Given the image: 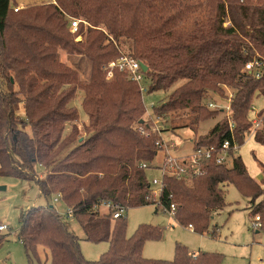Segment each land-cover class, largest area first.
Instances as JSON below:
<instances>
[{
	"label": "trees",
	"instance_id": "obj_1",
	"mask_svg": "<svg viewBox=\"0 0 264 264\" xmlns=\"http://www.w3.org/2000/svg\"><path fill=\"white\" fill-rule=\"evenodd\" d=\"M236 1L52 0L15 11L17 0H0V174L35 181L47 199L29 209L19 230L30 263L39 248L46 249L51 264H208L217 256L194 254L178 244L174 260H149L143 256L144 244L162 231L141 225L128 237L126 215L114 219L112 208L102 213L106 203L125 211L155 204L148 171L137 161H153L158 150L156 134L147 138L135 127L146 107L140 86L130 78L131 87L126 86L119 68L110 78L108 73L124 45L129 56L148 66L149 91H168L185 81L153 112L190 115L184 126L193 130L221 112L208 108L205 96H226V88H232L234 130L226 116L198 138L197 146H221L227 140L242 146L253 132L264 145V108L256 116L258 128L250 116L254 96L264 97V68L260 78L245 70L255 54L264 62V0H245L238 7ZM73 17L84 18L88 26L81 23L73 33ZM228 18L231 24L225 25ZM60 50L90 61L88 82L61 61ZM78 90L84 92L92 132L61 156L74 141V133L63 135L79 119L78 109L70 105ZM229 153L232 166L211 160L191 181L164 178L161 204L166 209L177 205L176 222L218 236V226L210 229L211 220L227 207L225 186L233 184L250 199L253 218L259 214L264 228V164L258 181L238 152L231 148ZM38 165L48 169L45 175L38 174ZM57 194L73 209L87 240L110 243L100 260L84 256L79 237L49 202Z\"/></svg>",
	"mask_w": 264,
	"mask_h": 264
},
{
	"label": "rangeland",
	"instance_id": "obj_2",
	"mask_svg": "<svg viewBox=\"0 0 264 264\" xmlns=\"http://www.w3.org/2000/svg\"><path fill=\"white\" fill-rule=\"evenodd\" d=\"M26 1L27 0H18L17 5H19L20 2L26 3ZM35 1L36 3H34V5L50 2V0ZM235 3L238 7L245 4V0L236 1ZM22 9L24 8H21L20 11H22ZM235 11H238L239 17L242 18L239 8ZM81 20V23L88 26L84 22V18ZM70 21H72L71 18ZM230 24L231 22L228 18L225 25ZM72 32L74 33V31ZM81 39L82 37L79 36L78 40ZM121 49V51L124 52L123 55H128L130 53L127 50L129 48L124 45L121 46ZM257 56L259 55L255 54L251 58H256ZM59 58L67 65L77 68L80 71V79L82 82L89 81L91 63L87 58L69 55L64 50H60ZM110 73L112 74L110 75ZM112 75L113 68L109 71L108 77L110 78ZM126 75L123 74L124 83L126 86L131 87L128 83V74ZM149 79L148 77L147 82H145L148 86ZM184 82L185 81L177 82L176 85L168 91L160 90L146 93L144 96L146 107H144V112L140 116L141 120H144V123H141L140 120L139 123L135 124V127L138 128L141 135L146 134L145 136L147 138L150 136V133L156 134L157 140L163 138L160 131L165 139L174 138L178 148L175 151H173V149L169 150L179 159L193 153L194 146L192 140L196 142L198 138L202 136L201 134H207L218 121L227 116V114H225V112H227L226 110H224L225 112L221 111L215 117L203 121L201 120L194 128L195 130H193L189 125L184 126L186 123L189 124L191 120L190 115H183V118L179 117L181 116V112H173L168 117L156 115L153 112L154 107L161 105V103L168 98L169 93L181 86ZM15 88L18 89L17 84ZM233 93L234 90L232 88H226V96H220L217 93L210 92L205 96L204 103L208 106L209 103L213 102L219 110H222L223 107L230 104V95ZM83 99L84 92L78 90L76 97L70 104L78 109L79 119L73 124H69L65 129L64 138L72 133H74L75 136L74 141L67 148L60 151L59 155L61 156L76 145L78 140L82 141L92 132L89 126V116L83 107ZM262 108H264V97L257 93L253 99L250 113L251 118L255 119ZM19 114L24 117L23 108L19 111ZM26 128L27 131L31 133L30 127L27 126ZM144 129L149 131L148 135L142 132ZM240 147V156L247 166L250 175L253 177V173H259L261 171L260 163L264 164V149L252 139H248ZM164 159L165 153H163V151L158 152L157 150L156 157L150 164L152 165V169L147 170L149 178L160 175V172L154 167H157V164L160 166V163L164 162ZM143 162L146 161L138 160L137 165H141ZM228 166H232V160L228 162ZM36 170L39 175H45L48 171L43 165H38ZM260 174L261 173H259V175ZM261 179L262 176L259 180ZM0 187H5L4 189H0V224H7L10 227L9 230L0 232L2 235L0 236V264H51V259L47 261L48 254L44 248H39L38 258L30 263L24 245L19 240V230L23 218L29 209L47 204V199L40 193L38 185L29 178H18L0 174ZM54 197L50 198L49 202L56 207L59 213H64L67 205L64 204L63 201L55 202ZM225 197L228 203L227 207L215 213L211 220L210 229L212 230V226H218V236L212 237L209 234L210 232L201 234L191 230L188 225L176 222V213L172 215V213L166 212L165 209L159 205L155 193H152V200L155 204L152 202L148 205L129 208L126 211L125 215L128 222L127 236H133L141 225L154 226L162 231L161 237L157 239H147L144 244L143 256L149 260L172 261L176 254V246L181 244L186 246L188 250L194 254L201 252L219 256H216L208 264H264V228L258 229L254 227L253 220L255 217L253 218L249 208L250 199L233 184L225 186ZM101 210L103 214L109 213L107 208H101ZM64 219L70 230L79 237L83 254L87 259L98 261L109 251L110 243L108 241H89L86 239V234L80 223L75 218L64 217Z\"/></svg>",
	"mask_w": 264,
	"mask_h": 264
},
{
	"label": "built area",
	"instance_id": "obj_3",
	"mask_svg": "<svg viewBox=\"0 0 264 264\" xmlns=\"http://www.w3.org/2000/svg\"><path fill=\"white\" fill-rule=\"evenodd\" d=\"M23 8V5H17L14 10L18 11ZM82 20L79 18H72L71 21V29L72 31H76L79 25L81 24ZM85 22V21H84ZM86 23V22H85ZM87 24V23H86ZM143 61L140 59L134 58L129 55H122L118 59L112 61L109 66L110 68H119L120 70L126 72L128 74V77L131 80H134L141 89V92L143 94V98L146 93H149V87L145 84L147 82V75L142 67ZM263 68H264V62L259 58H251L247 60L245 64V70L249 71L253 77L260 78L263 74ZM112 73H110L111 75ZM233 94L230 95V102ZM208 107L211 109H218L215 104L209 103ZM219 110V109H218ZM226 110L227 112H225ZM220 111L225 112L227 114L228 118V124L231 131L234 130L236 126V122L232 116V111L230 104L226 107H223ZM254 127L258 128L260 125V121L255 118L254 119ZM143 133L149 134V131L142 130ZM160 134L163 138H159L156 141V146L158 149V152L163 151L165 153V159L164 162L157 164V167H154L157 169V171L160 172L159 176H153L150 178L152 193H155V196L158 198L159 205L163 207L161 204V195L164 188V178L166 176L175 177L180 180L184 181H191L194 177L200 176L205 172V163L208 161H215V163L219 165H227L230 160H232V156L229 153L230 149L234 152H238L240 149V144L237 141L230 142L229 140L225 141L221 146H197V141H193V153L187 156H184V158L179 159L173 153L170 152L169 149H173L175 151L178 148L177 142L174 138H169L168 140L164 138L162 132L160 131ZM146 135V134H145ZM151 135V133H150ZM169 143V144H168ZM152 162H143L141 163V167L148 170L152 169V165H150ZM55 202L62 201L61 195L57 194L54 197ZM103 208H107L108 210L112 208L114 210L113 212V218H121L125 215V207L120 205L112 206L111 203H106ZM164 208V207H163ZM166 212L172 213L174 215L177 210V205L175 203L171 204V207L169 209L164 208ZM62 216L66 218H74V212L73 209L69 206H66V211L64 213H60ZM254 227L255 228H263V222L261 219V216L258 214L255 216L254 221ZM189 228L193 230V226L189 225ZM10 227L7 224H0V231H6L9 230Z\"/></svg>",
	"mask_w": 264,
	"mask_h": 264
},
{
	"label": "crops",
	"instance_id": "obj_4",
	"mask_svg": "<svg viewBox=\"0 0 264 264\" xmlns=\"http://www.w3.org/2000/svg\"><path fill=\"white\" fill-rule=\"evenodd\" d=\"M17 1H18V0H17ZM50 1H52V0H50ZM34 3H36L35 0H27L26 3L20 2V4L23 5V8H25L26 6H28V5H30V4H34ZM20 4H19V5H20ZM25 4H27V5H25ZM16 5H17V4H16ZM15 7H16V6H15ZM15 7H14V8H15ZM201 135H202V134H201ZM248 139H252V140H254V141L256 142V144L260 145V147H262V149H264V145L258 143V142L255 140L254 132H253L251 135H249V137H247V138L245 139V142H246ZM240 148H241V147H240ZM238 153L240 154V149H239ZM259 173H261V174L259 175ZM259 173H253V174H252V175H253V178L255 177V179L258 180V181H260L259 178H260L261 176H263V174H262V169H261V171H260ZM259 200H260V199H259ZM254 220H255V219H254ZM205 234H207V233H205Z\"/></svg>",
	"mask_w": 264,
	"mask_h": 264
},
{
	"label": "water",
	"instance_id": "obj_5",
	"mask_svg": "<svg viewBox=\"0 0 264 264\" xmlns=\"http://www.w3.org/2000/svg\"><path fill=\"white\" fill-rule=\"evenodd\" d=\"M142 67H143V70L144 71H147L148 70V66L145 63L142 64ZM141 123H144V120L143 119L141 120ZM4 188L0 187V189H4Z\"/></svg>",
	"mask_w": 264,
	"mask_h": 264
}]
</instances>
